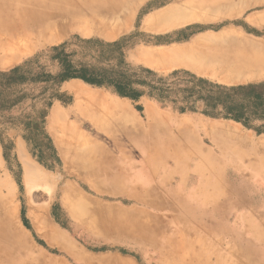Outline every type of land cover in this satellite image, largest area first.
<instances>
[{"label":"rangeland","instance_id":"1","mask_svg":"<svg viewBox=\"0 0 264 264\" xmlns=\"http://www.w3.org/2000/svg\"><path fill=\"white\" fill-rule=\"evenodd\" d=\"M119 11L115 22L120 30L113 38L94 30L69 32L62 41L36 48L12 66L0 65V71H9L30 64V78L38 72L57 76L61 67L52 59L56 54L53 49L64 46L75 67L122 74L141 94L133 100L120 95L114 84L92 85L80 79L14 87L13 97L24 98L3 112L13 122L0 124L3 264H159L155 250L138 244L105 220L107 212L126 218L132 215L128 209L133 207L137 208L133 218L143 217L145 229L159 234L139 233L132 238L171 239L178 250L177 244L190 245L194 251L188 264H264V77L236 75L223 69L216 58L230 46L248 47L257 56H264V0H122ZM190 63L204 67L202 72L186 65ZM74 82L126 102L140 122L138 132L131 134L134 138H123L104 123L92 126L94 122L79 117L75 113L78 98L68 88ZM241 86L252 87L229 91ZM56 112L64 116L54 117ZM158 113L197 128L185 125L171 129L162 122L157 130L159 124L149 116ZM27 116L43 122L41 136L34 140L25 127ZM200 122L236 129L241 138L225 139L211 128L204 131ZM185 138L190 142L182 147ZM213 139L222 147L214 146ZM238 141L242 143L238 145ZM150 142L165 149L174 144L172 153L179 149H186V153L184 169L165 173L157 163L155 179L122 181L127 191L148 194L153 200L149 208L129 198L125 189L116 195L115 188L121 186L113 180L90 175L97 164L93 156L103 150L117 155V146L124 145L129 156L127 167L131 168L127 172L134 175L143 169L154 176L135 149L152 153ZM21 155L30 157L45 178L27 175ZM76 157L84 161L77 162ZM85 174L84 179L78 178ZM159 183L174 195L150 190ZM191 193L199 198L192 200ZM173 197L178 200V213L163 210L156 203ZM72 201L84 202L78 210H86L92 226H81L69 213L66 205ZM184 203L205 208L206 215L197 209L192 213L197 219L190 220L182 212ZM216 205L223 208L214 212ZM94 215L103 219L96 220ZM223 218L225 228L218 226ZM179 263L186 264L179 258L166 264Z\"/></svg>","mask_w":264,"mask_h":264},{"label":"bare ground","instance_id":"2","mask_svg":"<svg viewBox=\"0 0 264 264\" xmlns=\"http://www.w3.org/2000/svg\"><path fill=\"white\" fill-rule=\"evenodd\" d=\"M121 6H122V0H0V65L2 67L12 66L15 63H17L19 60H21L23 57L32 53L36 48L45 46L47 44H55L62 41L65 35L69 32L76 31V32L90 33L92 30H94L97 32L104 33V35L107 34V37L109 38H113L115 34L118 32V30H120L117 28V24L115 21L117 18L119 19V15L121 12L119 10L121 9ZM191 51H193V49ZM220 52L221 53L216 58L222 64L223 69H228L229 71L232 70L234 71L233 73L236 72V75L241 74V76L243 75V77H249V78L264 77V56H257V52H254L250 48L242 46V48L238 49L230 46L229 49ZM201 56H203L204 58V55ZM186 65L190 66L193 69L194 68L201 69V72L204 68V67L197 68L195 67L194 63H190ZM225 78L229 79V76H226ZM232 79H234V77H232ZM257 79L258 78H256V80ZM68 88L71 89L78 98V105L76 107L75 113H79V117H86V119H89L90 122H94V125L92 126H97L100 125L101 123H104L103 125H106V127L109 130L113 129L117 135L120 133L123 136V138L124 137L129 139L134 138L131 137L134 136L131 134L133 132H138V128L140 127V122L137 120L136 116L130 110V107L126 102L115 99L103 92L89 88L80 82H74L72 85H69ZM104 112H106V114ZM63 116L64 115L61 112H56L54 114V117L62 118ZM153 118H155L157 124H159L157 125L158 127L157 130L160 129L161 127L160 123L162 122L167 123V125L171 127V129L172 128L180 129L179 127H184L185 125H191L186 123L172 122L168 115H163L161 113L153 114L149 116V119H153ZM170 124H172L173 127L170 126ZM200 124L201 127H203L204 131L205 130L208 131L209 128L214 130L216 129L215 130L217 131L216 133H219L225 139L241 138L238 136V133H236V129L227 128L223 124H214V123L204 124L202 122H200ZM192 125L195 128H197L195 124ZM179 134L180 133H178L177 136L182 137ZM189 142L190 140H188V138H185L183 144L180 146L185 147V145L188 144ZM213 143L214 146L216 147H222L221 143L217 140L215 141L213 139ZM224 143L227 142L225 141ZM239 143H242V141H238L237 144L239 145ZM150 144L152 145V149H151L152 153L148 152L147 150L146 152L145 150L142 151L137 146L135 147V149L140 152V155L139 154L138 155L140 156L141 161L144 163L146 168L148 167V169L151 172H153L154 176L152 175L150 176L148 172L144 173L143 169L136 170L134 175H131L129 172H127V169H131V168L127 167L129 156L127 154L128 149L125 148L124 145L122 147L121 145L120 147L117 146L118 148L115 150L117 155L111 154L106 150H103L101 155L93 156L96 157L95 161L97 164H95L96 165L95 169L93 172H90V175L94 178L105 177L106 179L108 178L110 180H113L115 183H118L117 185L118 186L120 185L121 187L116 186L117 188H115L116 189L115 194L120 195L121 192L124 191L125 189V186H123L124 184L122 183V181H125L126 183V181L131 178L136 180L155 179L157 177L158 170L154 168V165L157 163H159L160 166L163 167L162 169L164 170L165 173L166 170L175 171V169L178 168L184 169L185 166H184V162H182L183 161L182 158L184 156V152L186 153V149L185 151L184 149L182 150L179 149L172 153V148L174 144L171 146H167L166 149L160 147L159 144L157 145L156 142L154 143L150 142ZM199 150L201 152H206L204 148H200ZM148 155L150 157V160H148ZM21 156H22V162L24 164L25 172L27 175H30L32 177L36 176L39 178L40 177L45 178L44 172H42V170L29 159L30 157L28 158L27 156L26 157H24L23 155ZM80 160L84 161L82 158L76 157L75 159V161L77 162H79ZM179 163L182 164L180 165ZM175 164L177 165L175 166ZM1 167H2V161L0 159V168ZM174 174L175 173H170V176H173ZM86 175L87 174H85V176L83 177L81 176L78 178L84 179L85 177H87ZM150 190L155 191L158 194L161 193L162 195H166V193L168 192L173 194L170 190L168 191V189H165V187L161 185V183L156 184L155 186L153 185L152 189ZM125 191H127V189H125ZM127 195L129 198L135 199V201H137L140 205L146 206L148 208L153 202V200L150 199L148 194L141 195L135 192L127 191ZM198 196L195 197V193H191V198H193L192 200H196L197 198H199ZM167 199L169 200L168 201L162 200L161 202H156V203L163 210L171 209L174 214L178 213V208H176V204L178 203V200L175 197L167 198ZM83 203L72 201L69 203V205L66 206L69 213L80 222L81 226H85V227L88 225L92 226L88 222V221H92V219L88 218V215H86L87 214L86 210L84 213H80L78 210V208L80 209L81 204ZM83 205L85 206V204ZM200 208L201 206H192L191 203H184L182 212L187 213V216L190 218V220L197 219L196 216L192 214V213L196 214L197 209L199 210V213H202L203 216L206 215L205 213L206 209L204 208L203 210H201ZM221 208L223 207L216 205L214 212H217L218 210L220 211ZM80 211L83 212L84 209ZM136 211L137 208L134 207L128 209V212H131L132 215H128V216L126 215V218H121V217L118 218L117 214H115L116 217H113L112 213L107 212L105 213L107 214L105 220L107 222H110L112 227H116V228L120 227L121 232L125 236L129 235L130 239L136 240L138 244L140 245L145 244L146 246L148 245L149 246L148 248L155 250V257L157 258V263L166 264L167 261L171 258H175V259L179 258L182 262L188 264L190 261L191 252L194 251V250L190 251V245L177 244V246L179 247L178 250L175 247L176 245L173 244V242H171V239L165 238L163 240L159 239L153 241H150L152 239H144V240L140 239L141 241H139L138 240L139 238L137 239V237H135V239L134 237L132 238V235L136 236L139 233L142 235L146 233L147 234L150 233L151 235L159 234V232L157 231L149 230L148 228L145 229V227L142 224L143 217L142 219L136 217L133 218ZM94 217L96 220L103 219L102 215L99 216L94 215ZM115 218H117V222H115ZM224 220L225 219L223 218L220 221V225L218 226H222L225 228L226 222ZM92 223L94 222L92 221ZM181 224H183V222ZM212 227L215 228V225H213ZM53 232L55 233L54 230ZM62 250H64L63 252H68V254H70L68 250L66 249H62ZM0 264H3L1 258H0Z\"/></svg>","mask_w":264,"mask_h":264},{"label":"trees","instance_id":"3","mask_svg":"<svg viewBox=\"0 0 264 264\" xmlns=\"http://www.w3.org/2000/svg\"><path fill=\"white\" fill-rule=\"evenodd\" d=\"M53 51L56 52V54L52 55V59L57 60L61 67V71L57 76L45 72H38L35 77L30 78L28 77L27 70V66L30 67V64H26L24 67H15L9 71H0V124L13 122L11 118L5 117L3 112L11 109L19 101L23 100L24 97H13V89L18 85H23L28 82L58 84L67 80L80 79L92 85L114 84L116 91L120 95L129 97L133 100H138L141 97V94L130 87L132 83L130 78L119 73L115 74V76L109 71L86 66L77 68L70 61V55L65 53L64 46L56 47ZM251 87L252 86H241L232 88L229 91L239 92L246 88L250 89ZM26 120L25 127L29 133V137L34 140L37 135L41 136L40 130L43 122L40 118L27 116Z\"/></svg>","mask_w":264,"mask_h":264}]
</instances>
